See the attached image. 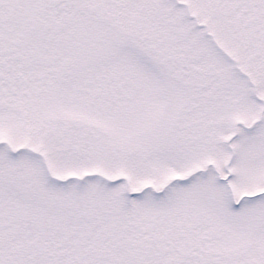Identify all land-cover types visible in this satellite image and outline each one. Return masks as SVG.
<instances>
[{
    "label": "snow or ice",
    "instance_id": "obj_1",
    "mask_svg": "<svg viewBox=\"0 0 264 264\" xmlns=\"http://www.w3.org/2000/svg\"><path fill=\"white\" fill-rule=\"evenodd\" d=\"M0 264H264V0H0Z\"/></svg>",
    "mask_w": 264,
    "mask_h": 264
}]
</instances>
